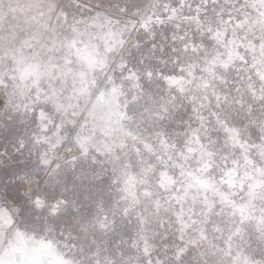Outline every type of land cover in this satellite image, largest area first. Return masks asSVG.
<instances>
[{"label": "snow or ice", "instance_id": "snow-or-ice-1", "mask_svg": "<svg viewBox=\"0 0 264 264\" xmlns=\"http://www.w3.org/2000/svg\"><path fill=\"white\" fill-rule=\"evenodd\" d=\"M0 264H264V0H0Z\"/></svg>", "mask_w": 264, "mask_h": 264}]
</instances>
